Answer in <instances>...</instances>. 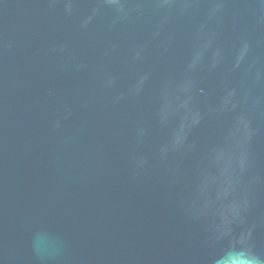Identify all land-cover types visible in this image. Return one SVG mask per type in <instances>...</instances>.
I'll return each instance as SVG.
<instances>
[{"label": "water", "instance_id": "1", "mask_svg": "<svg viewBox=\"0 0 264 264\" xmlns=\"http://www.w3.org/2000/svg\"><path fill=\"white\" fill-rule=\"evenodd\" d=\"M0 264H264V0H0Z\"/></svg>", "mask_w": 264, "mask_h": 264}]
</instances>
